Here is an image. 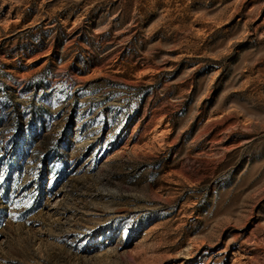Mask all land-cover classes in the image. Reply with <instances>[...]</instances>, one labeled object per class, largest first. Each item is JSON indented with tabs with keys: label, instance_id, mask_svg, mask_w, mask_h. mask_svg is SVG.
<instances>
[{
	"label": "rangeland",
	"instance_id": "1",
	"mask_svg": "<svg viewBox=\"0 0 264 264\" xmlns=\"http://www.w3.org/2000/svg\"><path fill=\"white\" fill-rule=\"evenodd\" d=\"M0 264H264V0H0Z\"/></svg>",
	"mask_w": 264,
	"mask_h": 264
}]
</instances>
